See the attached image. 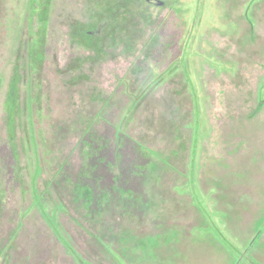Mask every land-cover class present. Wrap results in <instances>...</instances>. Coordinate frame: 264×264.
<instances>
[{"label":"rangeland","instance_id":"374dc122","mask_svg":"<svg viewBox=\"0 0 264 264\" xmlns=\"http://www.w3.org/2000/svg\"><path fill=\"white\" fill-rule=\"evenodd\" d=\"M144 1L96 53L72 36L100 10L92 0H50L43 30L38 0H0V264H77L71 249L86 264H221L214 228L240 252L231 264H264V0L248 17L250 0H158L146 16ZM151 163L179 198L163 216L150 211Z\"/></svg>","mask_w":264,"mask_h":264},{"label":"trees","instance_id":"16d2710c","mask_svg":"<svg viewBox=\"0 0 264 264\" xmlns=\"http://www.w3.org/2000/svg\"><path fill=\"white\" fill-rule=\"evenodd\" d=\"M138 0H92V5L96 6V8H99L100 10H97L96 12H94L93 14V22L92 24H88V25H81V24H75L72 26L73 29V33L72 36L76 39H78V42L80 44H82L84 47H89L92 50H94V52L96 53H100L102 52L103 49V42L105 41V44H109V45H115L117 44L118 40L121 39L122 37H125V28L127 27V25L129 24L127 19L128 17L135 12L133 9V6L135 4V2H137ZM255 0H250L248 1L247 5L248 7L245 10V15L248 17L249 16V11L251 9V5L254 3ZM39 3V8L37 10V17H38V22L40 23V27L43 30L42 25L44 26V24L46 23L47 20V14H48V8H49V4H50V0H38ZM140 15H147V11L146 10H138V12ZM149 15V14H148ZM100 21H109L106 24V27L104 29V36L101 37V41L99 42V40H97V38H94L92 35H89L88 31L90 30L91 27H93V25H95V23H98ZM250 24V32L251 35L253 34V28H252V24L251 22H249ZM40 30V29H39ZM38 30V32H39ZM78 31V32H77ZM249 40H253V37L251 36L249 38ZM43 40H42V35H38L34 41L32 42V44H30V46L27 49V54H28V62H30L31 64H33L36 68V70H40L41 64H42V59H43ZM18 81H19V76L18 74H16V72L12 75L10 81H9V89H8V93H7V97H6V109H7V115L9 122L7 123L8 128H9V132L12 133V127L15 125L14 122V115L16 111H14V108H17V98H18ZM188 85H189V93H191V96H193V98L195 99L194 101V106H193V110L191 111V117L192 119L193 114L196 111H199V106L197 103V98H196V94L195 92H193V86L190 85L189 83H191L190 81H187ZM264 104V99H261L258 102V106L255 109L257 112L260 107ZM18 110V109H17ZM173 122L177 123V118L175 116L170 117V121L168 120L167 125H169L171 128L175 127V124ZM176 128V127H175ZM177 129V128H176ZM178 130V129H177ZM195 137L193 138V144L195 146L196 144V140ZM183 145H179V148L175 149V150H171V154L173 156L177 155L179 153V151H181L182 149H184V147H182ZM150 150H148L147 152L149 153ZM169 156V155H168ZM167 156V157H168ZM154 162H161L163 163L164 161H166L165 164L168 163V158H166V160L162 158H155ZM156 164V163H155ZM155 164L151 163L150 165H148V167L150 169H154L153 173H151V181L149 184V188L151 190L150 192V197H151V209L150 211L153 213H160L159 215L163 216L165 213H167L168 211H171L173 209H175V207H178L179 204V198L174 197L171 199L170 197H166L161 193V191L164 190V187L162 186V182L160 179V175L158 176L156 174L155 171ZM192 174V172H191ZM191 181V180H190ZM70 181L67 182V185L65 186L66 189L65 191L68 193L72 192V197L73 199H75V201H78L77 199H79V196H81L80 194L82 193V190L84 189L83 187H78L74 184L70 185V187L67 189V186ZM61 189L62 187H59V190H57V194H59L60 197V201L63 203H65L66 199H62L61 198ZM192 191V190H191ZM194 191H192V193L190 192L191 196L194 198L196 195L195 193H193ZM66 204V203H65ZM64 205V204H63ZM85 209V208H84ZM207 211L203 209V214L204 215H208V213H206ZM102 215V214H101ZM207 223H209L207 221ZM210 226L212 227L211 229L213 230V223H209ZM53 229L55 231V233L57 232V224L56 222L53 224ZM259 227L257 228L258 231ZM214 233H216L217 237L220 238L222 240V242L226 245L227 248H229L231 250V252L237 256L240 252L237 251V249L234 247V243H230L229 240L230 238L221 230H216V228H214L213 230ZM264 231L261 230L257 233V235L254 237L255 239H259L261 234ZM58 234H59V238H62L63 235L61 234L60 230L58 229ZM158 241V239H154L155 241ZM156 241V242H157ZM169 241V239H168ZM256 244V241H253ZM168 246L171 245V243L167 242ZM255 244H251L252 246H250L251 248L255 245ZM157 245V244H156ZM249 247V249H251ZM70 251V250H69ZM71 255L76 256V258H74V260L76 259L77 264H86V262L81 258V256L76 253L75 251H73L71 249Z\"/></svg>","mask_w":264,"mask_h":264},{"label":"flooded vegetation","instance_id":"af4514ba","mask_svg":"<svg viewBox=\"0 0 264 264\" xmlns=\"http://www.w3.org/2000/svg\"><path fill=\"white\" fill-rule=\"evenodd\" d=\"M140 1L142 2L144 0H140ZM145 1H144L145 4H143V3L137 4V7H139V10H146L147 9L146 5H148V4H150L151 6H155V7L158 5L157 2H153V1H149V0H145ZM107 22H109V21H107ZM107 22L106 21H100L98 23H95V25H93L94 29L89 30L91 32H94V34L90 33L89 35H92L94 38H97V39L99 37H103L105 34L104 29L107 25L106 24Z\"/></svg>","mask_w":264,"mask_h":264},{"label":"crops","instance_id":"0c3cea01","mask_svg":"<svg viewBox=\"0 0 264 264\" xmlns=\"http://www.w3.org/2000/svg\"><path fill=\"white\" fill-rule=\"evenodd\" d=\"M222 243H223V242H222ZM223 244H224V243H223ZM191 245H192V244H191ZM191 245H190V247H191ZM224 245H225V244H224ZM256 245H257V243H256ZM254 246H255V245H254ZM254 246H253V247H254ZM253 247H252V248H253ZM252 248H251V249H252ZM251 249H250V250H251ZM224 250H225L226 253H228V254L226 255V259L224 260V262H222L221 264H231V263H230V257L233 256L234 254L231 252V250H230L229 248L226 247V245H225ZM248 250H249V249H248ZM250 250H249V254H250ZM239 264H240V262H239ZM242 264H244V263H242Z\"/></svg>","mask_w":264,"mask_h":264},{"label":"water","instance_id":"95a60500","mask_svg":"<svg viewBox=\"0 0 264 264\" xmlns=\"http://www.w3.org/2000/svg\"><path fill=\"white\" fill-rule=\"evenodd\" d=\"M149 1H153V2H157L158 0H149ZM159 4L161 3V2H158ZM88 33L90 34H94V32H91V31H88ZM96 33V32H95Z\"/></svg>","mask_w":264,"mask_h":264}]
</instances>
